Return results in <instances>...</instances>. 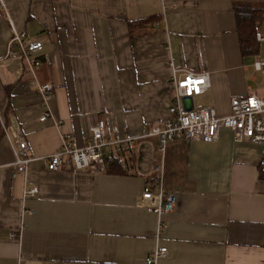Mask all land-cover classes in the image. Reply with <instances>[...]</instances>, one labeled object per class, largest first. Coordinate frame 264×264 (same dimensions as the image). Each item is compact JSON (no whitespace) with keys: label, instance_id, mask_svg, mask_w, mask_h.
<instances>
[{"label":"crops","instance_id":"0c3cea01","mask_svg":"<svg viewBox=\"0 0 264 264\" xmlns=\"http://www.w3.org/2000/svg\"><path fill=\"white\" fill-rule=\"evenodd\" d=\"M257 4L3 0L2 129L12 139L25 138L38 158L57 152L62 135L86 146L101 120L137 135L169 116L171 59L178 68L210 74V88L193 98L194 109L226 116L232 98L264 94L253 67L264 57V43L255 55L243 54L236 13L240 5ZM150 18L154 23H143ZM15 32L45 46L36 76L40 85L54 87L49 110L27 61L8 55ZM46 113L50 117L41 122ZM118 160L125 174H94L74 165L50 171L36 161L22 176L4 134L0 264H147L162 246L169 255L157 264H264V145L235 142L222 130L214 143L174 141L165 154L156 139L140 141ZM159 175L177 199L175 209L161 216V229L158 215L141 203L144 187ZM33 187L37 195L25 198Z\"/></svg>","mask_w":264,"mask_h":264},{"label":"built area","instance_id":"2783aa9c","mask_svg":"<svg viewBox=\"0 0 264 264\" xmlns=\"http://www.w3.org/2000/svg\"><path fill=\"white\" fill-rule=\"evenodd\" d=\"M242 1H253L264 5V0ZM2 3L3 0H0V5ZM257 41L264 43V15L263 32L257 35ZM44 47L41 41L29 38L27 33L15 32L8 43V55L27 61L44 106L46 110H49L48 104L54 87L51 84L40 85L36 76L41 65L38 58ZM253 67L256 72L264 73V57L258 56ZM168 68L172 74L170 82L174 85L173 99L168 108L169 116L163 122L143 127L137 135L125 134L118 126H108L101 120L91 129V139L86 146L79 147L71 135H62L61 147L57 152L38 158L33 156L25 138L18 136L12 139L4 125L3 131L12 147L13 167L17 174L27 175L36 161H43L50 171H58L74 165L79 171H90L94 174L106 173L109 163L121 160L125 154H131L140 141L156 139L160 152L165 154L167 146L174 141L214 143L218 141L222 130L230 131L235 142L264 145V94L232 98L230 113L226 116H219L214 109H190V100L209 90L210 74L194 73L178 68L173 59L168 62ZM49 117L46 113L40 121L46 122ZM37 193L38 188L33 187L27 189L24 196L32 198ZM141 203L147 211L158 215L161 229L163 228L161 216L175 209L177 199L174 192L165 189L164 178L159 175L152 177L144 187ZM11 237L16 238L17 235L12 233ZM168 255L167 247H158L146 263L157 264Z\"/></svg>","mask_w":264,"mask_h":264},{"label":"trees","instance_id":"16d2710c","mask_svg":"<svg viewBox=\"0 0 264 264\" xmlns=\"http://www.w3.org/2000/svg\"><path fill=\"white\" fill-rule=\"evenodd\" d=\"M264 5L254 6L240 5L236 8L238 21L239 43L243 54L255 55L260 50V43L257 41V34L263 25ZM156 18L144 21L145 24L154 23ZM158 19V18H157ZM4 137V131L0 122V139ZM126 173V168L119 160H115L107 165L106 174L122 175Z\"/></svg>","mask_w":264,"mask_h":264},{"label":"rangeland","instance_id":"374dc122","mask_svg":"<svg viewBox=\"0 0 264 264\" xmlns=\"http://www.w3.org/2000/svg\"><path fill=\"white\" fill-rule=\"evenodd\" d=\"M262 49H263L262 51L264 52V44L262 45ZM257 75H258V77H259L260 80H264V74H262L260 72H257ZM194 103H195V106L196 107H199L198 105H199L200 101L198 99H195L194 100Z\"/></svg>","mask_w":264,"mask_h":264},{"label":"water","instance_id":"95a60500","mask_svg":"<svg viewBox=\"0 0 264 264\" xmlns=\"http://www.w3.org/2000/svg\"><path fill=\"white\" fill-rule=\"evenodd\" d=\"M192 102L191 108L190 109H194V105H193V99L190 100Z\"/></svg>","mask_w":264,"mask_h":264}]
</instances>
